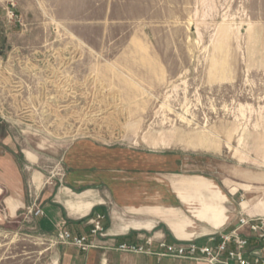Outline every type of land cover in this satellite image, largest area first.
I'll return each mask as SVG.
<instances>
[{"label":"rangeland","instance_id":"obj_1","mask_svg":"<svg viewBox=\"0 0 264 264\" xmlns=\"http://www.w3.org/2000/svg\"><path fill=\"white\" fill-rule=\"evenodd\" d=\"M83 139L160 159L153 184L220 200L227 184L264 214V0H0V141L23 169L38 157L28 183ZM55 247L30 220L0 227V264Z\"/></svg>","mask_w":264,"mask_h":264},{"label":"crops","instance_id":"obj_2","mask_svg":"<svg viewBox=\"0 0 264 264\" xmlns=\"http://www.w3.org/2000/svg\"><path fill=\"white\" fill-rule=\"evenodd\" d=\"M22 153L30 163L24 169L13 149L0 141V227L32 221L35 230L56 246L48 264H208L126 253L118 246L146 245L153 239V250L159 253L162 242L206 245L211 236L232 231L242 214L264 217L255 210L246 211L248 202L243 208L227 184L224 190L213 179L207 178L219 186L225 200L216 199L210 191L195 193L184 187L167 189L151 183V175L165 165L143 151L78 140L63 154L59 173L47 176L34 170L28 183L23 171L32 170L38 157L32 161L26 150ZM202 196L208 197L213 207L207 220L194 213ZM258 206L264 212V200ZM38 209L42 213L36 216ZM98 215L104 217V235L94 236L93 221ZM61 231L87 237L96 247L84 251L58 244L56 237Z\"/></svg>","mask_w":264,"mask_h":264},{"label":"built area","instance_id":"obj_3","mask_svg":"<svg viewBox=\"0 0 264 264\" xmlns=\"http://www.w3.org/2000/svg\"><path fill=\"white\" fill-rule=\"evenodd\" d=\"M41 213L38 209L35 215ZM103 219V216L98 215L93 221L92 235H104ZM56 241L58 244L72 245L84 251L96 247L95 242L87 237L74 236L69 231H61ZM153 242V239H148L146 245L124 243L118 246V250L126 253L156 254L160 257L205 261L208 264H264V217L242 214L232 231L211 236L206 245H199L195 241L183 244L162 242L160 243L162 251L156 253L153 250Z\"/></svg>","mask_w":264,"mask_h":264},{"label":"bare ground","instance_id":"obj_4","mask_svg":"<svg viewBox=\"0 0 264 264\" xmlns=\"http://www.w3.org/2000/svg\"><path fill=\"white\" fill-rule=\"evenodd\" d=\"M243 203H244V202H243ZM243 203H242V207H243ZM243 208H244V207H243ZM244 209H247V210H248L249 208H244Z\"/></svg>","mask_w":264,"mask_h":264}]
</instances>
